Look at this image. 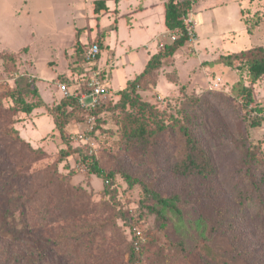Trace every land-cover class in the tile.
<instances>
[{"label": "rangeland", "instance_id": "obj_1", "mask_svg": "<svg viewBox=\"0 0 264 264\" xmlns=\"http://www.w3.org/2000/svg\"><path fill=\"white\" fill-rule=\"evenodd\" d=\"M96 1L0 0V264H264L261 207L250 208L247 221L239 224L235 247L231 235L212 233L188 200L178 204L181 214L148 203L163 209L166 231L141 206L142 188L129 186L125 174L167 198L183 193L171 173L181 152L175 136H161V149L147 153L128 143L124 133L129 115L153 125L150 114L119 94L142 74L146 50L154 51L145 46L150 9L144 8L152 0H105L107 9L98 13ZM192 1L201 24L199 39L163 58L139 79L132 97L152 105L166 124L183 121L186 110L200 116L221 168L220 183L235 197L237 186L251 189L250 164L253 176L264 175V77L253 81L243 62L230 67L222 58L264 48V0ZM130 12L133 19L121 17ZM168 31L159 36L165 44L159 52L173 43ZM94 40L102 50L100 67L112 65L104 69L112 93L95 115L91 154L77 139L88 129L84 113L66 108L63 136L54 109L64 99L59 85L69 77L80 80L82 69L90 68L82 63L80 43ZM241 86L252 90L249 106L240 96ZM18 89L26 103L43 106L23 113L15 101ZM8 141L14 142L16 155L5 160ZM68 147L75 153L61 160L60 152ZM84 151L94 157L84 158ZM94 160L106 179L91 173ZM50 172L62 179L55 188L46 182ZM135 226L149 240L139 261H132L130 252Z\"/></svg>", "mask_w": 264, "mask_h": 264}, {"label": "trees", "instance_id": "obj_2", "mask_svg": "<svg viewBox=\"0 0 264 264\" xmlns=\"http://www.w3.org/2000/svg\"><path fill=\"white\" fill-rule=\"evenodd\" d=\"M107 9L105 0H97L95 2V12L98 13L101 10ZM193 8L192 0H169L166 6L165 24L170 30L180 28L183 26V18L190 9ZM186 42V38H181L171 45L165 47V49L158 54L154 55L146 65L145 70L135 80L128 81L127 87L120 91L125 101L129 102L132 107H138L143 113L150 114L153 125L150 126L148 121L144 118L132 117L129 115L126 123L124 124V133L128 138V143L134 146L142 147L145 152L149 153L153 149H161L159 147V140L161 136L165 134H172L175 136V140L181 145V152L174 160L173 168L171 170L172 177L175 181L180 183L183 189V193L176 194L171 197H164L159 192H156L150 185L142 180L133 178L130 174H125L124 177L129 186L133 187L139 184L143 191V199L141 206L149 211L150 214L155 215L156 221L160 224V228L166 231L168 227V219L163 213V209H170L178 214H181V210L178 204L185 201H190L196 205L200 211L201 220L210 226V231L216 234L231 235L234 239L237 238V232L239 224L247 221L249 217L250 208L254 206L261 207V211H264V175L258 176L252 173L253 168L251 164L247 167V174L250 176L251 189L244 190L237 186L239 190L235 191V197H229L227 190L221 181V168L217 159L214 157L212 149L206 138V123L199 116L194 113L185 111L184 120H173L171 123L166 124L162 117V113L157 111L149 103L140 101L136 97H132V93L136 91L139 79L148 76L156 67L161 63L162 59L173 55L179 48H181ZM98 43L95 40L91 43ZM82 43L79 45V53L82 57V63H86L85 57L82 52ZM100 46V45H99ZM101 49V46H100ZM102 52V50H101ZM101 53L98 55L96 62L99 61ZM223 62L228 66H234L235 62L241 61L244 63V67L248 69V72L253 81H258L264 77V48L256 47L247 51H243L237 54L229 55L222 58ZM96 67V66H95ZM83 77L80 78L82 89L76 90L77 92H89L87 87V76L84 75L86 71H83ZM86 70V69H85ZM85 72V73H84ZM107 74L102 73V79L105 81ZM62 84L71 86V80L67 79ZM240 96L244 100L247 106L252 103L253 95L252 90L249 87L241 86ZM35 95L38 94L36 89L31 91ZM16 103L22 106L23 113H31L34 109L42 107V103L37 105H31L26 103L22 97L21 89L16 92ZM72 106L76 109H80L84 113V119L88 115V112L80 107L79 101L74 98H64L63 101L54 109V122L56 129H58L63 136L65 128V118L61 116L66 114V108ZM98 108L93 112L96 115ZM5 114V112H4ZM254 126H259L258 123H254ZM21 141V140H20ZM27 144V143H26ZM22 146L25 142L21 143ZM36 155H42V151L37 149L33 150ZM4 159L11 158L16 155V150L13 141L6 142L3 146ZM75 151L68 147L60 152V159L65 160L72 156ZM150 157L155 154H149ZM83 157L86 159L94 157L87 152H83ZM91 173L97 175L100 178L106 179V174L98 163L94 160L89 163ZM249 171V172H248ZM258 176V177H257ZM47 183L52 184L55 188L62 183V179L54 172H50L47 179ZM110 184L107 179V184ZM108 190V189H107ZM29 200L25 198V202ZM155 201L157 204L163 207V209H157L150 205L149 202ZM138 227V226H135ZM133 227V229L135 228ZM91 229L94 226H90ZM140 228V227H139ZM132 229V232H133ZM15 234V231H13ZM134 233V232H133ZM18 240H21L18 239ZM235 247L238 246L239 241L235 239L233 241ZM149 245L148 243L143 247L141 252H137L134 247V237L131 239V260H142L145 257V251ZM182 252H185L184 242L177 244Z\"/></svg>", "mask_w": 264, "mask_h": 264}, {"label": "built area", "instance_id": "obj_3", "mask_svg": "<svg viewBox=\"0 0 264 264\" xmlns=\"http://www.w3.org/2000/svg\"><path fill=\"white\" fill-rule=\"evenodd\" d=\"M183 26L180 28H176L167 32V38L170 39L173 43L181 38H186V42L195 43L197 42L198 34L197 30L200 26V23L195 18V13L193 8L188 11V13L183 18ZM162 36V35H161ZM165 36V35H164ZM158 40L159 48H163L165 46L164 43ZM82 52L86 60V64H88L90 68L86 71L90 72V74H86L87 76V87L90 89L89 92L82 91H71V87L67 84H60V92L63 95V98L74 97L79 101L80 107L88 112L86 116V125L87 130L85 133L78 135V141L84 143L89 146L91 149V154L94 153L95 144L94 139L92 137L97 118L93 114V112L101 105L103 101H106L111 95V89L105 84L102 79V73L104 71L100 70L96 66V60L98 55L101 53V49L98 43L93 44H83ZM96 66V67H95ZM80 82V80H79ZM77 90L82 89L81 82L77 87ZM133 237H134V247L137 252H141L143 247L148 243V238L144 231L135 227L133 229Z\"/></svg>", "mask_w": 264, "mask_h": 264}, {"label": "crops", "instance_id": "obj_4", "mask_svg": "<svg viewBox=\"0 0 264 264\" xmlns=\"http://www.w3.org/2000/svg\"><path fill=\"white\" fill-rule=\"evenodd\" d=\"M144 9H150V12H149L150 14L148 16V19L150 22L147 23V24H150V26L147 25L148 28L146 31V36L149 38V41L145 44V46H150V48L152 47V49L154 51L152 52L150 49L148 51L146 50L145 64H143V68L141 69L140 73H142L145 70L146 65L151 60V58L154 55L159 53V51H158V37L161 34H163L165 32V30L167 29L166 24H165L166 0H159V1L152 0V3L149 5V7H146ZM193 10H194V13L196 15L198 8L195 7V8H193ZM133 14H134V12H130V13H127L125 15H122L121 17H125L126 15H130V19H133V17H132ZM118 15H119V10H118ZM200 27H201V24H200L199 28ZM197 34H198V38H199L200 32L198 30H197ZM201 34H203V33L201 32ZM82 44H87V43H82ZM101 64H102L101 59L98 62H96L97 68H99L100 70H102L104 72L106 71L104 69L107 66L109 67V69L112 67V65H108L109 64L108 62H106L103 67H100ZM69 80H71V86L70 87H77L80 83L79 78L69 77ZM104 82L110 89H112L107 84V79Z\"/></svg>", "mask_w": 264, "mask_h": 264}]
</instances>
